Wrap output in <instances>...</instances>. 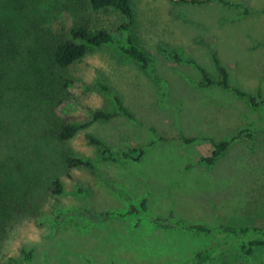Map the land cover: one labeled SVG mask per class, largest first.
I'll list each match as a JSON object with an SVG mask.
<instances>
[{
    "label": "rangeland",
    "instance_id": "rangeland-1",
    "mask_svg": "<svg viewBox=\"0 0 264 264\" xmlns=\"http://www.w3.org/2000/svg\"><path fill=\"white\" fill-rule=\"evenodd\" d=\"M44 1L40 4L43 15H51L54 23L62 21L66 27L79 18L113 30L122 21L115 11L90 14L74 6L63 9L62 0L55 8L48 6L55 0ZM225 1L229 4L133 0L134 28L150 58L149 68L142 69L115 44H108L68 68L57 69L58 82L52 83L51 73L38 88L25 80L26 73L16 78L21 81L18 86L13 87V81L3 90L1 264H11L13 258L23 260V250L32 251L26 264H177L210 245L212 237L162 227L150 217L173 213L176 218L209 226L264 224V107L250 106L229 88L198 89V73L191 64L193 58L215 76L209 52L216 49L232 85L250 92L260 87L264 96V0ZM225 32H230V40L225 39ZM32 49L23 54L28 58L20 62V69L30 65ZM174 52L183 59L171 58ZM65 80L73 84L64 86ZM97 82L109 85L130 115L93 120L96 111L116 109L113 96ZM192 91L200 93L194 97L209 102L207 112H221V100L223 106L236 108L235 117L224 121V129L213 133L229 141V147L215 168L170 172L180 164H197L201 156L212 153L210 138L198 137L185 144L176 137L183 125L175 113L181 103L186 105L185 95ZM164 105L171 106L173 119L162 113ZM65 122L79 128L69 139L60 140L57 134ZM236 126L256 134L259 140L254 150L247 138H231ZM87 134L106 141L118 159L127 147L143 145L147 151L164 138L166 145L154 149L167 155L151 160L156 161L157 175L156 170L168 173L164 180L172 187L157 188L158 178L152 171L149 177L144 168L147 163L103 161ZM70 156L93 162L94 170L70 168ZM56 180L61 193L53 192ZM79 186L88 190L83 194ZM144 198L145 211L140 207ZM131 205L137 210L127 213ZM81 207L109 211L112 216L103 221L71 216L56 224L59 212ZM205 264H264V249L246 257L232 247Z\"/></svg>",
    "mask_w": 264,
    "mask_h": 264
},
{
    "label": "trees",
    "instance_id": "trees-1",
    "mask_svg": "<svg viewBox=\"0 0 264 264\" xmlns=\"http://www.w3.org/2000/svg\"><path fill=\"white\" fill-rule=\"evenodd\" d=\"M133 0H62V8L72 6L83 12L97 14L100 12L115 11L122 17L121 23L112 30L106 27L95 25L88 20H73L66 27L62 21L53 22L51 15H43L40 4L44 0H0V94L13 81L18 86L21 81L16 80L19 76L33 83L38 88L41 84L46 83L52 73L53 81L58 82L59 76L55 71L65 69L80 61L90 51L101 48L108 44H115L117 49L127 58L137 63L142 69L149 68L150 58L145 50L139 45L137 32L134 28L135 13L132 4ZM185 4H207L211 0H172ZM221 2L228 5L225 0ZM51 1L49 8H55L59 0ZM247 11V10H245ZM248 12V11H247ZM54 17V16H53ZM78 17V16H77ZM29 41V42H28ZM31 45V46H30ZM35 47V48H34ZM30 65L27 64L25 69H20V62L27 60L29 49ZM24 54V55H23ZM40 56V57H39ZM171 58L182 60L177 52L170 55ZM212 62L217 71L218 77L214 78L208 69L197 64L196 66L201 74L202 83L205 85L217 84L224 88L233 90L236 95L244 98L252 107H264L263 91L260 87L254 92L245 91L238 86L231 84V77L228 68L221 62L215 50L211 52ZM38 61V64L36 63ZM192 61V60H191ZM195 63V61H192ZM21 79V78H20ZM71 80H65L64 86H71ZM100 88L113 96L116 102V109L113 111H96L93 114V120H110L120 114L130 115V112L124 106L119 95L115 94L109 85L97 82ZM90 87V85L86 86ZM54 88V87H52ZM79 125L75 123H62L58 131V138L66 140L72 137L78 130ZM255 133L247 131L239 132L233 138H247L250 142V149L256 148V141L259 140ZM88 142L96 146L103 161H133L137 162L142 157L145 146L138 145L127 147L120 153V159L114 154L112 147L104 140L98 139L87 134ZM185 143L193 142L195 139L181 136ZM261 139L264 140V128ZM211 155L203 156L200 161L209 165L220 158L229 147V141L214 143ZM259 159V157H258ZM248 163V159H247ZM67 165L70 168L80 167L94 170L95 165L89 160L79 157H68ZM245 167V166H244ZM252 175V174H250ZM255 176V175H254ZM257 178H261L260 176ZM78 191L83 194L88 190L79 186ZM54 193H61V183L56 180ZM147 198L142 199L140 207L145 211ZM137 210L136 206L131 205L127 213ZM71 216H83L94 221H103L112 216L109 211H99L92 207H81L77 210L59 212L55 222L59 225L61 222ZM153 224L162 227L173 226L181 228L188 232H195L212 237L210 245L196 251L193 256L186 261L177 264H205L216 259L219 255L226 252L232 247H237L246 257H251L257 250L264 249V224H227L219 223L209 226L202 223H192L184 219L176 218L173 213L167 216L150 217ZM24 259H11V264H26L32 257L31 250H23ZM1 264V263H0Z\"/></svg>",
    "mask_w": 264,
    "mask_h": 264
},
{
    "label": "crops",
    "instance_id": "crops-1",
    "mask_svg": "<svg viewBox=\"0 0 264 264\" xmlns=\"http://www.w3.org/2000/svg\"><path fill=\"white\" fill-rule=\"evenodd\" d=\"M223 35H224L226 40H227V38L229 40L232 38L230 35V32H225ZM239 39H240V37H239ZM212 50L216 51L221 62L223 63V61H222V59H221V57H220V55L216 49H211V51L209 52L210 57H211ZM191 60L195 61V63L191 61L192 62L191 64L195 67V69L197 70V73H198V81H197L198 87H199L198 89L203 91L204 89H208V88H212V87L222 88V89L224 88V87L217 85V84H212V85L203 84L201 74H200V72L196 66V63L197 64H201V63L197 62L193 58ZM211 76L214 78H217L218 74H216L215 76L214 75H211ZM195 95H200V93H198L196 91H192L188 95L186 94L185 95L186 105H183V103L180 102L181 105L178 108V112L175 113V114L180 115L179 120H177V121L183 125V129L181 130V132L176 134V137L181 139V136L184 135L186 137L194 138L195 140L198 137L210 138L212 145H214V143L225 141L224 137L223 138L222 137H214L213 133H217L218 131L224 129V128H222L224 121L225 120L229 121L233 117H235L234 113L236 112V108L229 107V106H223V101L221 100V102H219V105L222 107L221 112H207L206 108H208L207 103L209 104V102H206V99L203 98L202 96L200 98H197V97H194ZM235 95H236V93H235ZM236 96H238V95H236ZM169 107H171V106L164 105L162 113L166 114L169 117V119H173L172 112H170V110H168ZM232 129H234V131H232L230 133L231 138H233L235 135H237L239 132H242V130H243V129H240L238 126L232 128ZM186 133H188V134H186ZM163 140H164V138H161L160 140H158L156 142V144L152 148L148 149L147 151L145 150L142 157L139 160V164H141V165H144L146 163L148 164L147 167H144V166H142V167H144L145 169L148 170L147 172H149V174H150L149 177H151V178L153 177L152 172H154V166L156 164V161H152L151 157H155V156L162 157L163 155H167L166 153H162V152L155 153L156 150L154 148L162 147V146L166 145V143ZM190 143H185V144H190ZM201 157H203V156H201ZM220 160L221 159L218 158L214 162L213 165H209L207 163L203 164L202 163L203 161H200V158H199V161H198L199 163H197V164H190L188 166H186V165L182 166L180 164V166H178V165L176 166V170L170 171V172L187 173V172L196 171V170L200 171V170H204V169H211L213 167L215 168V167L219 166V164L221 162ZM200 165H202V167H200ZM156 172L158 173V175L155 172L154 173L156 174V177L158 178L157 186H156L157 188L165 189V187H172L169 182L164 180L165 175H168L167 172L160 171V170H156Z\"/></svg>",
    "mask_w": 264,
    "mask_h": 264
}]
</instances>
